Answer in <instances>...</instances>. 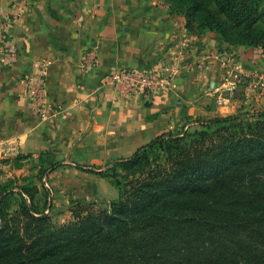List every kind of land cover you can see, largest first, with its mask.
I'll use <instances>...</instances> for the list:
<instances>
[{
  "label": "trees",
  "instance_id": "16d2710c",
  "mask_svg": "<svg viewBox=\"0 0 264 264\" xmlns=\"http://www.w3.org/2000/svg\"><path fill=\"white\" fill-rule=\"evenodd\" d=\"M171 1L190 31L264 50V0ZM256 115L165 131L90 166L119 195L108 209L75 202L60 226L33 182L0 184V264H264V109Z\"/></svg>",
  "mask_w": 264,
  "mask_h": 264
},
{
  "label": "crops",
  "instance_id": "0c3cea01",
  "mask_svg": "<svg viewBox=\"0 0 264 264\" xmlns=\"http://www.w3.org/2000/svg\"><path fill=\"white\" fill-rule=\"evenodd\" d=\"M17 1L0 0V157L67 146L105 165L190 115L214 112L208 100L234 80L245 90L250 77L264 86L263 48L192 32L158 0H25L14 15ZM89 49L98 54L94 69L85 66ZM43 60L46 102L37 108L28 88ZM126 69L169 70L173 82L166 92L122 96L105 76ZM232 100L230 113L247 102Z\"/></svg>",
  "mask_w": 264,
  "mask_h": 264
},
{
  "label": "rangeland",
  "instance_id": "374dc122",
  "mask_svg": "<svg viewBox=\"0 0 264 264\" xmlns=\"http://www.w3.org/2000/svg\"><path fill=\"white\" fill-rule=\"evenodd\" d=\"M158 1L169 10H173V14L182 15L171 0ZM210 33L215 34L213 37L219 43L233 47L240 46L224 41L216 31L206 34ZM250 78L248 82H244L249 89L245 90L239 86V83L236 87V94L232 99H238V97L247 99V102L240 108L238 107L237 111L230 113L232 99L219 109L217 106L221 105L218 104L217 97H211L207 105L211 110L215 109L214 112L190 115L185 124L187 126L174 131H180L183 128L195 129L199 127L198 122L200 121L241 112L247 113L248 116L245 120L255 122L257 120L256 113L264 109V101L257 102V97L264 98V86L259 82L260 78ZM56 148L59 149V147ZM61 149V151L53 152L51 147L37 155L19 153L0 157V184L8 180H14L13 184L17 186L25 182H33L36 188L34 190L35 203L46 208V213L51 215V222L54 226H60L73 220L71 209L75 202L83 201L85 204H94L96 208L108 209L112 201L119 195L118 189L107 179L90 171V166L96 165L95 163L84 158L81 159L80 155L77 158L76 150L73 147L62 146ZM14 189L19 190L18 187H14Z\"/></svg>",
  "mask_w": 264,
  "mask_h": 264
},
{
  "label": "built area",
  "instance_id": "2783aa9c",
  "mask_svg": "<svg viewBox=\"0 0 264 264\" xmlns=\"http://www.w3.org/2000/svg\"><path fill=\"white\" fill-rule=\"evenodd\" d=\"M26 6L25 0H19L12 4L11 9L14 15L21 13ZM187 42H184L186 44ZM98 54L95 49H89L86 54L85 66L94 69L98 64ZM37 71L29 80V92L31 100L37 108L45 105V86L48 73V62L39 61ZM173 72L169 70H159L155 72H142L137 70H112L105 77L117 85L122 96L129 95H150L159 90L166 92L173 82ZM238 81L234 80L230 85L224 87L222 94L218 98V104L224 106L231 101L236 94Z\"/></svg>",
  "mask_w": 264,
  "mask_h": 264
}]
</instances>
